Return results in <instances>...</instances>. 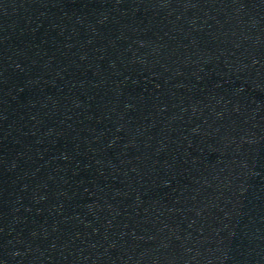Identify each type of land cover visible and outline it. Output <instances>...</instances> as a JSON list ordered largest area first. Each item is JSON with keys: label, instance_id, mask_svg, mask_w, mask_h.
Segmentation results:
<instances>
[{"label": "water", "instance_id": "95a60500", "mask_svg": "<svg viewBox=\"0 0 264 264\" xmlns=\"http://www.w3.org/2000/svg\"><path fill=\"white\" fill-rule=\"evenodd\" d=\"M0 264H264V0H0Z\"/></svg>", "mask_w": 264, "mask_h": 264}]
</instances>
